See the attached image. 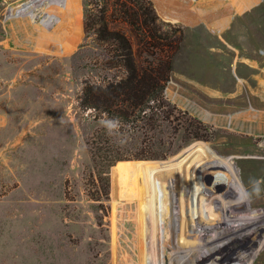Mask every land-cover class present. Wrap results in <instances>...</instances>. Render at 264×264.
Wrapping results in <instances>:
<instances>
[{"label": "rangeland", "instance_id": "obj_1", "mask_svg": "<svg viewBox=\"0 0 264 264\" xmlns=\"http://www.w3.org/2000/svg\"><path fill=\"white\" fill-rule=\"evenodd\" d=\"M2 1L0 264H162L155 171L142 173L146 164H156L166 176L164 190L172 193L181 256L176 264H218L215 258L200 261L223 244L217 235L224 230L207 217L214 213L204 200L233 176L227 165L212 161L242 150L264 153V0L250 13L259 19L239 15L234 27L223 16L228 3L210 20L196 17L191 12L205 9L185 0H60L83 12L75 31L63 36L45 18L36 24L48 32L20 36L13 22L8 33L5 11L21 2ZM103 22L112 25L109 31L131 36L141 64L157 62L149 51L164 60L163 96L129 117L87 108L83 101L88 81L126 72L103 59L97 37ZM223 26L228 29L216 31ZM226 72L234 80L230 88L222 85ZM246 111L258 117L241 118ZM213 165L218 183L211 180ZM234 165L252 208L264 210V165L256 166L259 172L248 163ZM253 182H259V195Z\"/></svg>", "mask_w": 264, "mask_h": 264}, {"label": "bare ground", "instance_id": "obj_2", "mask_svg": "<svg viewBox=\"0 0 264 264\" xmlns=\"http://www.w3.org/2000/svg\"><path fill=\"white\" fill-rule=\"evenodd\" d=\"M12 1H16V0H3L2 3L8 4L9 2ZM17 1L21 3H18L16 6L12 8L6 9L5 11L6 21L4 27L6 31H8V33H11L13 29L11 24L14 22V25L15 24L16 25H15V29L13 30L17 32L18 31L20 32L22 30V34L19 33L20 36L28 35V34H37V33L42 34L44 32H48L49 30L48 31H46L45 29L43 30L42 29L43 27H40L38 26V24H36V21H39L41 18H45L46 20L53 19L56 22L57 25L55 26L53 24L54 26H52L55 33L57 32L59 34H62V36L67 34L69 35V33L75 31L76 16H78L79 18V15L80 16L83 15V12L80 10H78L77 13L73 12L74 10L72 11V9L70 8L71 1H69L66 6H64L65 4H63V2L61 3L60 0H17ZM185 1H187L189 5H194L195 8L203 7L205 9L204 12L193 11L191 13H194L196 17L200 16L201 19L209 18L210 20H211V16L217 13L218 9L220 10L221 7L226 6L225 3H228L230 7L225 11V14L223 16L227 19L228 25L231 24V27H234L232 22L239 15H244L245 18L248 17L250 20L256 21L257 19H259V14L251 16L250 13L251 12L254 13L258 11L261 0H185ZM215 3L217 4L213 6ZM33 4L38 6V8H35L34 13L31 12L32 14H30V12L28 13L26 12L22 17H18V18L14 17V15L17 13L18 10L23 11V8L30 9ZM165 8L169 10L171 9L167 7ZM48 24H50V22ZM17 25L18 26L20 25L21 27L20 30ZM239 28H240L239 25H235L234 29L236 32H238ZM225 29H228V26L227 27L223 26L220 28L216 27V31L218 32H223ZM189 39H192V37ZM227 45L228 44H226L225 46L227 47ZM230 64L232 63L230 62ZM262 74H264V72ZM236 79H240V78L236 76L235 80ZM233 82H234L233 77L228 72L227 77H225V80L223 81L222 85L230 88V86L234 84ZM235 84H236L235 86H237V83ZM248 113L251 112L246 111L239 116L241 118H247V119L250 118L253 119L258 117L257 114L252 115V117L248 116L247 115ZM244 151L245 150L240 151L239 152L240 154L233 153V155H230L222 160L217 159L212 161V163L216 166L219 165L220 163H224L225 165H227L229 167L228 169L230 173L233 176V179L230 180L228 183H225L222 190L219 193H217L215 196H211L208 199L205 198L204 200V205L206 206V209L207 207L212 209L211 211L208 210V212L214 213L212 216H210L207 214L208 212L206 210L207 217L211 221H217L218 223L222 224V228L224 230L218 233L217 235L218 241H220V243L223 244H220L219 246L215 247L209 253H204L200 261H205L209 258H215L219 262L218 264H223L224 261H228L229 263L227 264H258L259 258L264 257V210L252 208L253 200L250 198L248 186H246L241 180V178L238 176V171L234 165L237 162H242L244 164L248 163L253 166L255 172H259L256 169V166L259 164L264 165V153L262 152L247 153ZM214 165L211 167V174H212L211 180L214 183H218L219 167H215ZM150 171H155L154 178L156 179L155 181L156 192H157V201L159 207L158 212L159 215L162 217L163 240H164V244L162 243L163 246L162 264H176V257L177 259H180L181 256L179 253V248L176 246L178 245V243H176V245L174 243V234L172 228V205H169V202L170 204H172V200H171L172 193L171 192L169 193L167 190H164L165 175L162 176L161 174L158 173V167H156V164L154 165L146 164L143 166L142 173H148ZM245 193H248L249 195H245ZM162 201H164V203L166 204L165 209L161 208ZM215 215H221V216L219 218H216ZM205 221L206 220H204V222ZM178 241H183V238H179ZM255 245L258 246V249H256L254 253L253 250ZM233 251L237 253L236 256L234 255ZM246 257H249L248 261L246 260Z\"/></svg>", "mask_w": 264, "mask_h": 264}, {"label": "trees", "instance_id": "obj_3", "mask_svg": "<svg viewBox=\"0 0 264 264\" xmlns=\"http://www.w3.org/2000/svg\"><path fill=\"white\" fill-rule=\"evenodd\" d=\"M133 24L138 21L132 20ZM111 24L103 22L97 35L104 47L103 59L110 68L124 67V74L117 78L103 81H88L83 88V101L87 108H95L102 112L129 117L135 109L145 111L150 107V102L163 96L168 75L154 51L151 55L157 59H148L147 64L140 63L135 52L131 36L122 31H109ZM109 34L108 37H104ZM126 42L123 46L117 42ZM159 60V62H158ZM123 106L120 108L119 106Z\"/></svg>", "mask_w": 264, "mask_h": 264}, {"label": "clouds", "instance_id": "obj_4", "mask_svg": "<svg viewBox=\"0 0 264 264\" xmlns=\"http://www.w3.org/2000/svg\"><path fill=\"white\" fill-rule=\"evenodd\" d=\"M108 125L111 127L113 126V122L112 121H108L107 122ZM253 192L257 195L260 194L261 192V188H260V185H259V182H253ZM245 195H249L248 193H245Z\"/></svg>", "mask_w": 264, "mask_h": 264}]
</instances>
